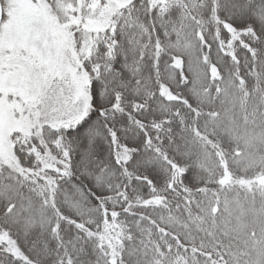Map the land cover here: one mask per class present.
<instances>
[{"label":"snow or ice","instance_id":"6c2138e0","mask_svg":"<svg viewBox=\"0 0 264 264\" xmlns=\"http://www.w3.org/2000/svg\"><path fill=\"white\" fill-rule=\"evenodd\" d=\"M0 264H264V0H0Z\"/></svg>","mask_w":264,"mask_h":264}]
</instances>
